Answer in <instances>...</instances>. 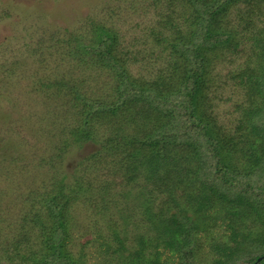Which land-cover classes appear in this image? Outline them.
<instances>
[{"label":"trees","instance_id":"obj_1","mask_svg":"<svg viewBox=\"0 0 264 264\" xmlns=\"http://www.w3.org/2000/svg\"><path fill=\"white\" fill-rule=\"evenodd\" d=\"M179 1L166 0L156 25H152L151 38L157 36L151 41L154 47L146 60L154 62L158 56H165L161 67L165 78L152 86L128 73L126 65L135 55L133 51L128 56L118 55L117 46L122 45L118 33H110L100 24L96 47L77 43V63L86 62L88 55L87 65L110 68L113 86L111 91L92 97L81 89L95 85L91 78L68 80L58 73L60 78L52 84L55 87L47 86L50 95L58 97L56 106H61V98H69L74 101L73 107L78 104L80 109L74 108L72 122L60 125L63 128L57 133L78 146L87 141L104 144L106 150L86 155L91 164L101 163L102 153L108 152L114 165L120 150L126 163V182L136 181L135 186L139 178H145L134 196L133 208L141 207L154 235L169 251L177 252L179 263L175 264H199L194 257L202 244L196 233L205 237L203 243L212 244L213 253L219 255L211 264H253L258 257L264 259V26H259V21H264V0ZM72 38L71 34L48 41L63 45ZM137 43L133 46L138 52L142 44ZM243 50L248 52L243 63L237 65L234 57ZM215 57L227 58L230 67L226 75L251 93L237 101L231 111L222 113L213 108L208 97L211 59ZM173 81L178 87H171ZM103 124L109 125L105 132L99 131ZM59 159L56 155V163ZM43 162L51 168L56 165L51 158ZM78 181L79 191L71 197L63 199L67 197L62 192L65 186L42 197L41 207L47 209V217L37 211L32 221L43 229L41 241L50 253L34 263L83 264L65 247L69 226L66 204L82 202L79 197L89 191L81 178ZM161 193L166 197L156 204ZM130 212L123 209L119 216L123 221L130 220ZM2 219L7 221L5 215ZM257 225L260 231L255 241L247 239L246 229ZM110 227L114 252H122L124 237L116 226ZM17 235L10 243L12 257L24 258L30 240L39 236L34 235L32 226L24 224ZM2 238L1 244L6 241ZM139 238L149 243L144 236ZM254 249L260 252L252 255ZM260 261L257 264H264Z\"/></svg>","mask_w":264,"mask_h":264},{"label":"rangeland","instance_id":"obj_2","mask_svg":"<svg viewBox=\"0 0 264 264\" xmlns=\"http://www.w3.org/2000/svg\"><path fill=\"white\" fill-rule=\"evenodd\" d=\"M165 1L0 0V217L5 215L7 219L0 220V237L6 239L3 244L0 243V264H40L33 261H38L43 255L48 256L50 250L41 241L43 229L32 221L34 215L39 211L46 219L47 209L41 207L44 205L42 197L45 195L44 198H47L59 186H65L62 192L67 197L63 199L71 197L79 191L80 178L82 185H87L88 194H81L79 198L82 202L69 201L66 204L69 226L65 247L74 259H79L83 264L179 263L177 252L169 251L163 240L154 235L155 231L145 218L143 209L133 208L136 204L134 196L143 186L145 178H139L135 186L133 183L136 181L126 182V163L122 162L120 150L114 165L108 152L102 153L101 163L91 164L86 155L97 149L106 150L104 144L87 141L78 146L71 139L61 138L57 133L63 128L60 125L71 123L74 108H80L78 104L73 107L74 101L69 98H61V106H56L58 97L54 99L47 87H55L52 84L60 77L68 80L91 78L95 85L83 84L81 88L83 91L86 89L88 95L98 97L111 91L113 82L110 73L113 72L110 68L102 70L97 66L91 67L89 63L87 65V60L90 62L88 55L86 62L77 63V43L96 47L100 43L97 31L100 24L110 33L119 34L122 41V45L117 46L120 57L134 52L133 60L126 65L133 78L151 86L161 77L164 79V69H161L164 67V54L154 62L146 59L154 47L151 41L157 36L155 34L151 38L152 25H156L157 14ZM259 26L263 28L264 21L260 20ZM71 34L73 38L68 42L63 40L66 42L63 45L48 41L57 36L68 38ZM136 40L137 44H142L138 52L133 46ZM247 52L240 51L234 57L237 65L243 63ZM166 57L169 59V56ZM228 62L227 58H212L211 76L208 77L209 102L221 113L227 109L231 111L237 101L251 94L250 90L247 92L245 88L237 86L226 75L230 67L226 64ZM171 85L178 87L176 81ZM214 95L220 96L221 100ZM108 128L109 125L103 124L99 131L105 132ZM253 136L258 141L262 140L260 136ZM58 150L63 153L59 154ZM56 155L62 158L59 163H56ZM48 158L54 159L57 166L51 168L49 163L43 162ZM165 197L163 193L159 194L155 203L160 204ZM123 209L127 213L133 210L130 220L123 221L119 216ZM8 221L14 230L10 229ZM21 224L32 226L34 235L37 234L39 238L30 240L31 244L24 249V258L12 257L10 249L13 247L10 243L15 236L19 237L17 230ZM110 225L116 226L124 237L125 248L122 252H114ZM259 231L258 225L250 226L246 229L245 237L255 241L253 238ZM140 235L149 243L139 240ZM195 237L202 244L195 253V262L211 264L214 257L219 255L213 253L212 244L203 243L205 237H201L200 233H196ZM157 252L158 257L153 259ZM259 252L254 249L251 254ZM49 257L51 260L53 255ZM183 264L188 263L184 261Z\"/></svg>","mask_w":264,"mask_h":264},{"label":"water","instance_id":"obj_3","mask_svg":"<svg viewBox=\"0 0 264 264\" xmlns=\"http://www.w3.org/2000/svg\"><path fill=\"white\" fill-rule=\"evenodd\" d=\"M263 257H258V259L253 263V264H257L258 261H260Z\"/></svg>","mask_w":264,"mask_h":264}]
</instances>
